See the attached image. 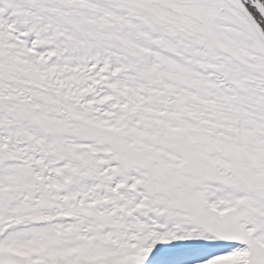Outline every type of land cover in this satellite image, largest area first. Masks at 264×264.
Here are the masks:
<instances>
[{
  "label": "snow or ice",
  "instance_id": "snow-or-ice-1",
  "mask_svg": "<svg viewBox=\"0 0 264 264\" xmlns=\"http://www.w3.org/2000/svg\"><path fill=\"white\" fill-rule=\"evenodd\" d=\"M0 264H264V0H0Z\"/></svg>",
  "mask_w": 264,
  "mask_h": 264
}]
</instances>
